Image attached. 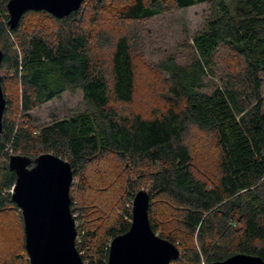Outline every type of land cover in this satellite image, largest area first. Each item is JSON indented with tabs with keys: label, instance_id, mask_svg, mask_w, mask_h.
Segmentation results:
<instances>
[{
	"label": "trees",
	"instance_id": "16d2710c",
	"mask_svg": "<svg viewBox=\"0 0 264 264\" xmlns=\"http://www.w3.org/2000/svg\"><path fill=\"white\" fill-rule=\"evenodd\" d=\"M8 1L0 0L6 102L0 217L18 209L10 197L16 180L10 156L34 160L52 154L69 163L73 176L97 160L115 158L128 165L133 178H125L120 213L109 227L101 235L87 229L76 242L83 263H107L110 241L129 229L131 210L124 204L143 181L153 233L179 251L171 264H210L236 254L264 262V0H83L78 11L62 19L27 11L22 19L47 24L25 28L20 22L14 30L7 24ZM200 4L210 9L204 29L154 64L157 89L145 110H136V74L146 42L135 26ZM221 46L241 65L223 84L210 87ZM183 50L190 54L185 64L178 60ZM74 91L82 93V112L33 125L30 112ZM196 134L215 151L213 178L198 174ZM19 217L23 227L20 211ZM22 234L18 259L29 264L24 229Z\"/></svg>",
	"mask_w": 264,
	"mask_h": 264
},
{
	"label": "rangeland",
	"instance_id": "374dc122",
	"mask_svg": "<svg viewBox=\"0 0 264 264\" xmlns=\"http://www.w3.org/2000/svg\"><path fill=\"white\" fill-rule=\"evenodd\" d=\"M210 17L208 4L195 5L186 10H173L152 20L135 26L145 43L143 64L137 68L138 90L136 92L134 107L136 110H145L147 99L153 90L157 89V83L153 78L154 64L166 54L171 53L174 46H179L184 40L191 41L193 35L200 33ZM20 25L25 28H33L41 22L40 18H24ZM19 28V27H18ZM104 60L107 53L102 54ZM188 51H181L178 60L185 64L189 59ZM240 59L229 49L220 47L215 55L214 77H209L210 87L223 84L229 76L236 72V65ZM14 92V91H13ZM82 93H64L59 99H54L45 105L36 108L29 113L34 126L47 124L52 120L64 119L68 116L80 113L84 110ZM262 105L264 110V85L261 89ZM195 135L194 142L199 143L197 153V169L205 179L213 178L214 165L216 163L215 151L204 138ZM197 146V144H196ZM197 148L195 149V154ZM127 164H120L115 158H103L93 162L80 175L73 176L70 195L73 197V218L75 228L78 227L76 242H81L83 234L88 230H96L101 235L119 215L118 196L124 190L125 178L130 174ZM133 178V176H131ZM144 181L140 190L148 192ZM124 204L125 209L131 210L132 198H128ZM8 216L0 217V264H20L19 256L23 255L22 236L23 227L18 209H13ZM125 221H129L127 218ZM154 220L161 224L160 216ZM7 227V229H6ZM4 229V230H3ZM77 232V231H76ZM156 235H159L158 233ZM177 245V243H176ZM24 260V259H23ZM21 260V262L23 261Z\"/></svg>",
	"mask_w": 264,
	"mask_h": 264
},
{
	"label": "water",
	"instance_id": "95a60500",
	"mask_svg": "<svg viewBox=\"0 0 264 264\" xmlns=\"http://www.w3.org/2000/svg\"><path fill=\"white\" fill-rule=\"evenodd\" d=\"M83 0H9L8 26L16 29L25 13L46 12L57 19L80 9ZM3 53L0 50V68ZM0 79V132L5 109ZM8 167L16 180L11 202L19 209L24 229V248L29 264H84L75 245V220L70 211L71 166L52 154L30 160L10 156ZM149 195L138 191L131 206L126 233L110 241L106 264H171L178 249L155 235L148 218ZM210 264H264L258 256L236 254Z\"/></svg>",
	"mask_w": 264,
	"mask_h": 264
},
{
	"label": "built area",
	"instance_id": "2783aa9c",
	"mask_svg": "<svg viewBox=\"0 0 264 264\" xmlns=\"http://www.w3.org/2000/svg\"><path fill=\"white\" fill-rule=\"evenodd\" d=\"M84 264H87V263H84Z\"/></svg>",
	"mask_w": 264,
	"mask_h": 264
}]
</instances>
